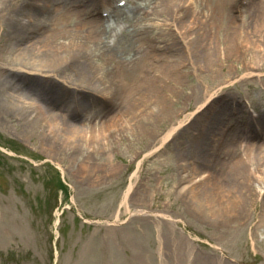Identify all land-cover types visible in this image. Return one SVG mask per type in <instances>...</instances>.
Wrapping results in <instances>:
<instances>
[{
    "label": "bare ground",
    "instance_id": "obj_1",
    "mask_svg": "<svg viewBox=\"0 0 264 264\" xmlns=\"http://www.w3.org/2000/svg\"><path fill=\"white\" fill-rule=\"evenodd\" d=\"M117 3L124 8L129 2L0 0V119L7 117L12 120L19 116L20 122L29 126L31 132L41 133V138L51 142V146H42L48 154L59 149L53 145H59V151L63 152L73 146H77L71 149L73 152L81 148L78 152L81 156L74 160L80 161L81 181L85 182L90 180L89 173L93 171L95 163L81 160L83 155L88 156L87 159L94 157L96 150H100V153L104 151L101 146H112L116 141L128 139L133 144L150 138L147 142L151 146V153H146V157L157 156L164 144L185 128L193 117L198 118V121L205 119L206 122L213 117L215 126L211 132L216 130L213 133L215 142H218L222 133L225 134L219 143V151L228 159L219 160L217 168L210 166L211 171L208 169L201 172L199 167H203L212 156L205 152L204 137H200L202 147L195 154L196 158L184 161L188 163L186 171H189L188 178H184H187L189 186H193L200 178H206L200 186L190 187L188 194L193 197V203L198 205L197 212L202 213L203 210L208 212L209 217L219 218L221 222L227 221V214L241 212L240 205H243L242 208L249 206L246 204L248 197H254L255 200L264 190L258 186L264 182V143L233 145L234 139L242 131H247L255 117H252L250 111H244L243 102L231 104L222 101L220 106L212 109L213 100L218 95L217 92L208 91L213 83L207 84L194 112L181 118L187 110L181 108V112H178L174 108L176 110L177 104L194 96L193 91L187 89L191 75L195 73L207 80L206 76H214L217 68L223 71L222 68H227L226 64L230 63V56L236 54L237 46L244 48V54L255 55L252 63L246 67L243 79L261 75L255 67H261L264 61V4L260 1L239 15L242 21L246 17H257L252 25L253 32H248L246 24L244 29H240L241 26L235 23L238 18L230 13L234 7L236 9V2L223 4L217 1L213 4L210 0H156L151 8L127 5L124 9L132 8L134 16L142 10H145V15L142 14L135 22L132 35L124 41L116 35L121 32V28L117 29L118 22L114 21L116 16H112L113 12L118 11ZM186 13L189 15L186 16ZM105 18L114 21L110 32L105 27ZM212 20L220 23V26L221 21H228L221 28L225 31L224 42L229 52L220 48L211 53L210 49L214 48L211 42H201L203 34L200 37L198 32ZM214 35L209 32L205 38ZM108 38L111 41L105 42L104 39ZM128 53L133 54L132 60L124 63L127 69L123 72L116 68L109 73L103 66L105 61L115 64L122 62L123 65V59ZM98 61L100 64L96 63ZM212 61L222 63L213 64ZM227 74L231 73H225L226 77ZM61 76L60 84L63 87L58 82ZM27 78L38 79L32 90H23L19 84ZM236 79L232 74L226 80L228 82L219 83V91ZM110 113L111 116L107 117ZM84 119L87 120L86 124L82 123ZM156 120L160 122L161 128L160 132L154 134L157 126L153 123ZM241 147V159L235 163L232 155L236 148ZM217 170H221L220 174H224V178H217ZM108 173L112 174L113 171ZM235 173L245 177L244 184H240L243 177L240 179ZM106 175L102 179L108 178ZM213 178L221 186L229 183L232 188L228 186L226 192L211 195L212 185L209 181ZM253 179L258 186L255 188L261 189L260 192H249L248 188L255 184ZM93 180L101 179L96 177ZM132 183L120 204L127 213L129 208L126 202ZM189 186H184L182 190ZM143 214L141 211L130 212V216L140 217ZM154 217L166 222L174 221L171 216L161 213ZM114 218V224L121 223L119 210L115 212ZM260 224L264 227V218ZM159 242L160 255L163 244L161 239ZM187 251L190 253L191 247ZM184 256L187 260L184 264L193 261L190 255ZM213 261L215 264H226V260L220 257Z\"/></svg>",
    "mask_w": 264,
    "mask_h": 264
},
{
    "label": "rangeland",
    "instance_id": "obj_2",
    "mask_svg": "<svg viewBox=\"0 0 264 264\" xmlns=\"http://www.w3.org/2000/svg\"><path fill=\"white\" fill-rule=\"evenodd\" d=\"M128 1V5H141L142 8H151L156 2ZM217 1L223 4L236 2L238 8L234 10V7L229 13L237 18L241 15L240 10L244 11L256 2L210 0L213 4ZM131 9H123L118 17L121 32L117 31L119 34H115L119 40L129 39L133 33L132 26L142 14L145 15V10H142L134 16ZM256 18L246 17L243 22L247 25L248 32L254 31L252 25ZM209 23L198 32L200 37L203 34L201 42H211L214 47L210 49L211 53L220 48L229 52L224 42L225 31L221 28L228 21H221V26L215 20ZM235 23L241 26L240 29H244L245 25L240 18ZM209 32L215 33L214 37L205 38ZM193 38L192 36L191 39ZM104 41L110 42L111 39ZM236 49V54L230 56V63L226 64L227 68H222L223 71L220 67L217 68L214 76H206L207 80L195 73L191 75L187 89L192 90L194 96L177 104L174 111L181 112L180 109L185 108L187 111L181 118L194 112L207 84L213 83L208 91L212 90L218 95L213 100L212 109L220 106L222 101L231 104L243 102L244 111H250L252 117H255L254 123L247 129L246 138L261 145L264 143V61L261 67H255V70L261 72L259 77L243 79L246 67L252 63L255 55L244 54L243 47L237 46ZM132 56V53H128L123 59V65L122 62L115 64L105 61L103 66L109 73L116 68L123 72L127 69L124 63L131 61ZM216 62L212 61L213 64ZM96 63L100 64L99 61ZM194 63H197L196 60ZM220 63L222 61L217 62ZM228 71L231 74L226 77L225 73ZM232 74L237 78L235 83L219 91V83L228 82L226 80ZM60 78L63 76L58 78L60 87H63ZM36 80L38 81L37 78H27L19 84L23 90H30L36 86ZM116 110L113 112L116 113ZM43 112L47 113V110L43 109ZM20 120L19 116L12 120L7 117L0 119V264H184L187 261L185 254L193 258L190 264H215L213 260L217 257L226 260V264H264V227L260 224L264 218V190L255 200L254 197H248L246 204L249 206L242 208L243 205H240L241 212L227 214L228 219L223 223L219 218L209 217L208 212H197L198 205L193 203V197L188 194L190 187L200 186L206 179H201L193 186H189L186 180L189 171H186L188 163L184 161L196 158L195 154L202 147L200 137H204V149H207L205 152L212 156L203 163V167H199L200 171L210 170V166L217 168L216 164L219 162V157H214L219 150L214 147L216 138L213 133L216 130L211 132L215 126L213 117L208 122L205 119L198 121V118L193 117L185 128L164 144L157 156L145 155L151 153V146L147 142L150 138L133 144L128 139L113 141L112 146L100 147L103 152L96 150L94 157L87 159L88 156L83 155L81 160L95 163L93 171L89 173L90 180L85 182L81 181L80 161L74 160L81 156L78 153L81 148L73 152L71 149L77 147L73 146L63 152L59 151V145H53L59 149L48 154L42 146H51V142L41 138V133L31 132V128ZM82 123L86 124L87 120L84 119ZM153 124L157 126L154 134L160 132V122L156 120ZM240 139H243L241 133L234 139L233 145L238 144ZM239 149L242 150V147L236 148L232 155L235 163L241 159V155L237 153ZM111 171L112 174L108 173ZM220 171H216L219 179L224 178ZM105 175L108 178L102 179ZM236 175L240 179L243 177L240 173ZM96 177L101 180H93ZM253 181L255 182L254 179ZM132 182L133 189L127 205L129 212L139 210L145 213L140 217L130 216L124 207L119 208L124 193ZM214 182L213 178L209 184L212 185L211 195L215 196L219 192H226L230 185L226 183L221 186L218 181ZM244 183L245 177L240 184ZM186 185L189 187L182 190ZM255 186L264 188V182H260L258 186L255 182L253 187L248 188L250 193L254 190L260 192L261 189ZM229 187L232 188V185ZM117 210L123 224L111 226L109 224L113 223ZM160 213L171 216L174 221L166 222L154 217ZM159 239L163 244L160 255ZM189 246L190 253L187 251Z\"/></svg>",
    "mask_w": 264,
    "mask_h": 264
}]
</instances>
